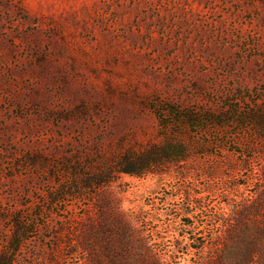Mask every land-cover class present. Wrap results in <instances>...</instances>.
Masks as SVG:
<instances>
[{"label":"rangeland","instance_id":"rangeland-1","mask_svg":"<svg viewBox=\"0 0 264 264\" xmlns=\"http://www.w3.org/2000/svg\"><path fill=\"white\" fill-rule=\"evenodd\" d=\"M127 222L168 264L264 226V0H0V253L125 264Z\"/></svg>","mask_w":264,"mask_h":264},{"label":"trees","instance_id":"trees-1","mask_svg":"<svg viewBox=\"0 0 264 264\" xmlns=\"http://www.w3.org/2000/svg\"><path fill=\"white\" fill-rule=\"evenodd\" d=\"M171 110H174L171 108ZM172 113V112H171ZM184 117V116H183ZM189 117L188 115L184 118ZM177 116L175 119H178ZM177 147V146H173ZM181 147V146H180ZM174 149V148H173ZM172 155L173 160L181 158V154L175 150ZM155 155H158L155 158ZM167 158L165 154H160L158 152L149 151L143 157H139L131 162L130 168H122L119 170L123 173H128L132 175H138L143 173L155 163L163 161ZM84 188L89 189L95 185L98 188L102 187V181L93 182V178H87L83 182ZM93 191H88L86 193H77V197L81 198L83 196H94L96 193ZM234 230H237L236 238L230 239L229 241L225 240L219 242V253L217 255L210 256L206 261H199L195 264H264V226L257 227L255 231L251 232L248 226H236L233 227ZM93 231V226H89L85 235V239L89 240ZM28 232L27 228L21 224H16L14 230L9 237V240L0 253V264H12V260L15 252L20 248L22 243L25 241V235ZM126 245H128V255L124 257L122 262L125 264H131L132 261V246L135 244L143 254L139 256V264H168L166 260L152 251L150 240L147 236L142 234L139 231H136L132 225L126 223ZM204 243V242H203ZM203 243L201 246L193 247L196 250L202 249Z\"/></svg>","mask_w":264,"mask_h":264}]
</instances>
